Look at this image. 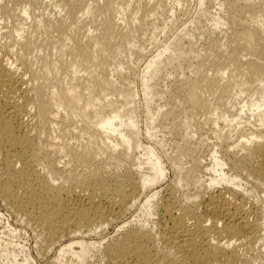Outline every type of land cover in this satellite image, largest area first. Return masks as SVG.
<instances>
[{
    "label": "bare ground",
    "instance_id": "obj_1",
    "mask_svg": "<svg viewBox=\"0 0 264 264\" xmlns=\"http://www.w3.org/2000/svg\"><path fill=\"white\" fill-rule=\"evenodd\" d=\"M0 203V264H264V0H0Z\"/></svg>",
    "mask_w": 264,
    "mask_h": 264
},
{
    "label": "rangeland",
    "instance_id": "obj_2",
    "mask_svg": "<svg viewBox=\"0 0 264 264\" xmlns=\"http://www.w3.org/2000/svg\"><path fill=\"white\" fill-rule=\"evenodd\" d=\"M179 25H181V24H178L177 28H179ZM177 28H175V29H177ZM174 30H172V31H174ZM171 32L169 33V35H172L173 32L172 33ZM202 42H203V40H202ZM152 47H149V48H152ZM166 83H168V82L166 81ZM208 136H210V135H208ZM168 138H170V137L168 136ZM210 138H211V136H210ZM5 208L6 207L4 206V204L0 203V213H1L0 232L4 231L5 228H9L11 230H14L16 232L15 235L13 234V237L15 238V240L20 241L22 244L26 245L27 247L34 248L36 245L35 242L38 241L36 232H34L32 227H30L26 223L19 221L16 218H13L9 214L7 209H5Z\"/></svg>",
    "mask_w": 264,
    "mask_h": 264
}]
</instances>
